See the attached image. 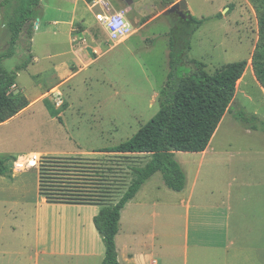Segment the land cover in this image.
Returning <instances> with one entry per match:
<instances>
[{"label": "rangeland", "instance_id": "1", "mask_svg": "<svg viewBox=\"0 0 264 264\" xmlns=\"http://www.w3.org/2000/svg\"><path fill=\"white\" fill-rule=\"evenodd\" d=\"M61 1L65 3L41 0L32 22V40L27 39L26 28L14 56L3 62L5 69L13 70L28 61L12 90L31 106L0 125V158L8 159L7 172L0 175V200L6 201L0 203V264H94L96 258L91 256L50 254L53 250L58 253L61 247L82 251L81 232L77 237L81 244H72L76 230L71 224L79 222L82 235L90 238L88 226L95 210L90 206L46 204L37 192L38 177L44 198L93 204L97 198L91 196V183L100 179L102 188L108 186L112 191L115 199L109 202H113L128 187L129 166L141 168L149 161L147 155L95 157L89 153L126 142L157 114L158 95L169 71L170 22L164 12L176 1L163 10L160 0H132L130 6L123 0H103L112 6L111 13L122 14L132 29L131 37L117 45L94 20L101 14L102 0ZM185 1L186 15L206 20L191 37L187 61L203 63L209 75L230 63H251L258 40L251 0ZM8 39L0 13V55L6 52ZM76 72L69 83L51 90L61 77ZM44 100L61 111V123L50 117ZM239 113L256 120L247 123L238 118ZM208 153L213 154H208L202 165L199 154L174 153L186 179L183 191L167 189L161 174L156 173L135 198L160 199L164 204L185 199L199 170L194 199L210 201L202 205L203 219L196 221L192 212L190 240L195 228L212 225L205 218L224 211L218 210L221 199H233L228 205L232 230L238 226L250 229L251 208L258 206L256 199H264V92L252 68H247L236 84L230 110L212 137ZM30 154L39 155L38 163L15 172L13 163ZM97 166L100 178L93 179ZM242 202L247 205L242 207ZM166 212L159 209L164 218L157 230L163 236L170 230L169 225L162 226L167 222ZM177 212L179 220L175 221L171 242L181 246L184 210ZM121 222L123 230L128 215ZM160 241L171 245L162 238ZM94 243L103 247L100 236Z\"/></svg>", "mask_w": 264, "mask_h": 264}, {"label": "trees", "instance_id": "2", "mask_svg": "<svg viewBox=\"0 0 264 264\" xmlns=\"http://www.w3.org/2000/svg\"><path fill=\"white\" fill-rule=\"evenodd\" d=\"M165 10L173 0H160ZM258 26V40L251 57V67L255 79L264 90V0H251ZM41 0H2L0 13L8 30V47L0 55V124L10 120L29 106L27 99L14 93L18 74L25 70L28 61L7 70L3 62L14 56V49L24 32L32 40V22ZM170 22L168 34V74L158 95L159 110L126 142L101 152L112 154H144L149 161L141 168L129 167L131 181L114 205L103 206L93 218V226L100 236L104 248L101 264H120L117 260L115 237L119 230L121 212L138 193L140 188L154 174L160 173L164 186L181 192L186 179L174 153H202L206 150L224 115L230 110L234 100L236 84L245 72L247 62L230 63L209 75L205 65L198 61H187L192 35L202 26L205 19L197 20L191 16L182 19L176 14L165 15ZM43 104L53 119L61 123V111L48 101ZM238 118L249 123L255 116ZM7 158H0V175H5ZM42 184V183H41ZM100 199H110L112 191L104 187ZM40 194L45 192L40 186ZM48 199V198H47Z\"/></svg>", "mask_w": 264, "mask_h": 264}, {"label": "crops", "instance_id": "3", "mask_svg": "<svg viewBox=\"0 0 264 264\" xmlns=\"http://www.w3.org/2000/svg\"><path fill=\"white\" fill-rule=\"evenodd\" d=\"M59 1L61 3H65L61 0ZM102 3H104L107 6L108 11L111 12L110 9H113L112 6L110 4L109 6L104 1L101 2L100 5ZM101 10V14H103L104 10L102 6ZM94 20L95 22H97L95 16ZM34 61H37L36 56H34ZM249 65H251V63ZM77 74V72L70 73V75H67L64 79H62L63 77H61V82H59V84H56V86H54L51 90H57L59 87L69 83L72 79L77 76ZM261 90L264 92L262 88ZM30 106L31 104L26 109L22 110L21 113L30 108ZM13 118H11L10 120H13ZM8 121H6L5 123H7ZM208 152L209 145L204 152L192 154L200 155V165H202L204 159L208 156V154H213ZM89 154L96 155L95 157L100 155H113L119 157L144 156V154H112L103 152H90ZM98 167L99 166H97L96 170H93V179L100 178L98 174L99 172L97 170ZM14 170L15 172H22L16 169ZM127 172L129 174L130 179L126 183V185L129 186L131 176L130 171L128 170ZM198 173L199 170L192 180V183L189 187V191L187 192L185 199H175L165 204L161 203L160 199H135L140 190L144 187L143 185L136 194V196L129 203L126 204V206L121 212L119 230L115 237L117 260L120 264H264V199H256V205L258 206H256V208H251V212L249 214L251 219V227L248 230L242 229L239 226L234 228L233 230L230 228L229 213L231 210L228 205L232 202L233 199H221V204L219 205L222 208H218V210L224 211L215 212L213 214L214 218H212V215H210L209 218H205L207 220L210 219V221L213 222L212 225L210 227L201 228L200 226L198 228H195L192 232V239L190 240V223L192 218V212L195 213L196 221H198L199 219H203L204 217L201 213L202 205L204 202L210 201V199L203 200V197L194 199ZM94 182L96 183V186L93 185ZM94 182L91 183V188H93L94 186L95 188H90V192L92 193V197L97 198V202L93 204H67L62 203L58 200L54 201V199H47L42 197L43 195L40 194L41 183L38 177L37 192L46 204L90 206L95 210L94 214L91 216V223L88 226V234L90 238H85V235H82L84 231L83 229H78V225H80L79 222L74 221L71 224V226L76 230V241H73L72 244H81L77 241L78 232H81L82 244L84 245H82V251H77V247L75 248V250H64V248L61 247L58 250V253L53 250L50 252V254H60L71 257L77 254L83 256H91L96 258L94 264H96L97 262L101 264L104 258L105 248L104 245L102 247L101 244L97 245V243L95 246L94 242L98 240L99 235L93 226V218L98 214L99 210L103 206L114 205L117 201L109 202V199H99L103 196L102 192L100 191L101 189H103V180L100 181L99 179ZM126 188L127 187L124 188V191L126 190ZM110 199H115V197L111 196ZM4 202L6 203L5 200H0V203ZM245 205H247V202H242V207H245ZM161 208L167 211V215H165V219L167 220V222L164 225L162 224L163 227L165 225L170 226L169 234H167V236L161 235L157 230L158 226L161 225L160 220L162 215L159 214V209ZM179 208L184 210L183 214L181 215L183 221L181 246L173 245L171 242V239L173 238V234L175 232V221L177 223V221L179 220V215L177 212ZM124 215H128V222L125 223L123 227L124 229L122 230L121 221ZM162 218H164V216ZM40 220V217H38L37 222L39 221V225L41 226ZM44 222L45 221L43 220V226ZM37 224L38 223H36V225ZM199 224L200 223H198V225ZM89 227L91 229H89ZM161 238L164 241H170L171 245L168 246L162 243L160 241Z\"/></svg>", "mask_w": 264, "mask_h": 264}, {"label": "built area", "instance_id": "4", "mask_svg": "<svg viewBox=\"0 0 264 264\" xmlns=\"http://www.w3.org/2000/svg\"><path fill=\"white\" fill-rule=\"evenodd\" d=\"M104 13L95 15L96 21L105 30L108 40L113 44H118L128 39L132 35V29L129 22L122 14L108 11L107 6L102 3ZM39 157L35 154H30L27 157L19 158L14 162L16 170H26L33 168L38 163Z\"/></svg>", "mask_w": 264, "mask_h": 264}, {"label": "water", "instance_id": "5", "mask_svg": "<svg viewBox=\"0 0 264 264\" xmlns=\"http://www.w3.org/2000/svg\"><path fill=\"white\" fill-rule=\"evenodd\" d=\"M126 5L130 6L132 5V0H123ZM176 2L164 12V15H171L178 12V16H180L182 19L186 18L185 13L188 11V6L185 0H175Z\"/></svg>", "mask_w": 264, "mask_h": 264}, {"label": "bare ground", "instance_id": "6", "mask_svg": "<svg viewBox=\"0 0 264 264\" xmlns=\"http://www.w3.org/2000/svg\"><path fill=\"white\" fill-rule=\"evenodd\" d=\"M247 68L250 69V68H251V65L248 64V66L246 67V69H247ZM246 69H245V71H246ZM244 73H245V72H244ZM242 78H243V76H242ZM240 81H241V79L239 80V82H240ZM36 155L39 156L38 154H36Z\"/></svg>", "mask_w": 264, "mask_h": 264}, {"label": "flooded vegetation", "instance_id": "7", "mask_svg": "<svg viewBox=\"0 0 264 264\" xmlns=\"http://www.w3.org/2000/svg\"><path fill=\"white\" fill-rule=\"evenodd\" d=\"M176 15H178V12L175 13ZM186 15V14H185ZM187 16V15H186Z\"/></svg>", "mask_w": 264, "mask_h": 264}]
</instances>
